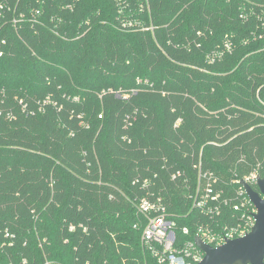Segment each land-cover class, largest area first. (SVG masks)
Returning a JSON list of instances; mask_svg holds the SVG:
<instances>
[{
    "label": "trees",
    "instance_id": "trees-1",
    "mask_svg": "<svg viewBox=\"0 0 264 264\" xmlns=\"http://www.w3.org/2000/svg\"><path fill=\"white\" fill-rule=\"evenodd\" d=\"M0 6V264H158L150 194L180 243L238 223L190 196L200 164L232 198L264 173V0Z\"/></svg>",
    "mask_w": 264,
    "mask_h": 264
},
{
    "label": "built area",
    "instance_id": "built-area-1",
    "mask_svg": "<svg viewBox=\"0 0 264 264\" xmlns=\"http://www.w3.org/2000/svg\"><path fill=\"white\" fill-rule=\"evenodd\" d=\"M86 33L87 31L84 32V34ZM226 47L228 50L231 48L230 45H226ZM0 115H2L1 112ZM6 118L13 119L11 114H7ZM198 170L197 188L195 193L190 196L193 208L214 220L221 215L224 206H230L234 212L240 214L238 223L235 226H226L220 231H216L209 224L201 225L197 229L193 241L180 243L179 240L177 241L175 233L177 224L172 220V215L169 214L164 199L160 196L156 197L155 194L143 197L137 202L138 214L147 220L141 235V245L157 260L158 264H199L204 260L205 253L196 245V238L199 237L205 244L218 248L229 240L245 237L255 225L257 209L241 186L242 180L234 181L239 185V188L232 198L227 196L226 190L219 186V179L214 173L203 171L201 164ZM261 170L262 166L259 164L257 169H254L243 180L251 187L258 188V179L264 177ZM179 175H173L172 178L176 179ZM143 183V189H146L150 179ZM75 229L74 226L69 228L70 231ZM183 233L188 234V229L184 228Z\"/></svg>",
    "mask_w": 264,
    "mask_h": 264
},
{
    "label": "water",
    "instance_id": "water-1",
    "mask_svg": "<svg viewBox=\"0 0 264 264\" xmlns=\"http://www.w3.org/2000/svg\"><path fill=\"white\" fill-rule=\"evenodd\" d=\"M241 186L257 209L254 227L245 237L229 240L218 248L196 238V245L205 253L204 260L199 264H264V177L257 181L259 191L244 180Z\"/></svg>",
    "mask_w": 264,
    "mask_h": 264
}]
</instances>
